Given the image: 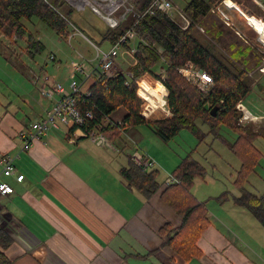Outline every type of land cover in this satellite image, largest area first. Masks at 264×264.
I'll return each instance as SVG.
<instances>
[{
	"label": "crops",
	"instance_id": "crops-1",
	"mask_svg": "<svg viewBox=\"0 0 264 264\" xmlns=\"http://www.w3.org/2000/svg\"><path fill=\"white\" fill-rule=\"evenodd\" d=\"M250 1L254 10L246 7L244 2L242 4L264 21V10L257 2ZM255 16L249 18L264 31V25ZM240 22L249 24L251 29L255 26L247 18ZM262 33L257 37L260 42L264 37ZM137 40L136 35L131 34L128 43L134 47ZM247 49V54L240 60L254 72L259 60L251 48ZM135 61L129 64L134 67ZM160 61L164 64L162 59ZM119 64L134 76L129 64ZM161 68L139 78L134 76L140 87L135 90L138 99L144 93L154 95L159 90L158 81L154 79ZM38 70L46 72L42 67ZM258 76L259 86H252V95H248L246 101L251 112L262 115L264 72ZM130 85L134 86L133 83ZM25 103L30 120L19 118L17 112L8 114L4 109L0 115V156L15 157V175L0 176V181L13 188L10 195L1 199L0 211L6 217L14 218L17 228L20 227V230H14L11 244L3 251L14 264H264V259L255 251L243 249L237 239L230 236L231 228L225 219L212 213H207L209 226L196 243L201 257L183 261L163 245L165 238L159 233L165 224L172 228L181 224L180 217L161 199V189L150 196L143 195L128 186L121 175V170L131 164L130 153L140 147L137 127L121 130V140L117 142L106 136L114 150L96 146L76 132L68 134L54 130L39 139L30 150L23 151L22 132L29 130L33 120L45 118L49 110L47 103L37 99ZM125 115L124 108L114 111L100 123L101 129L107 125L115 126ZM258 131L262 132H255ZM156 171L158 177L161 176L160 170ZM18 175L24 176L22 182L15 181ZM164 178H157L159 185L164 183Z\"/></svg>",
	"mask_w": 264,
	"mask_h": 264
},
{
	"label": "trees",
	"instance_id": "trees-1",
	"mask_svg": "<svg viewBox=\"0 0 264 264\" xmlns=\"http://www.w3.org/2000/svg\"><path fill=\"white\" fill-rule=\"evenodd\" d=\"M220 1L189 0L181 6L194 22L202 25L210 9ZM149 3L150 0H128V4L139 17L130 16L114 30L105 27L99 32L100 39L96 46L107 44L108 48L111 47L131 28L138 40L134 45L137 50L134 56L137 64L130 70L139 78L146 72L153 73L160 66L164 68L170 118L147 122L139 116L136 87L125 86V78L120 75L91 86L90 95L80 97L77 108L82 114H92V119L87 121L88 126L103 123L108 115L124 108L126 115L122 119V127L107 125L100 129V132L113 142L121 140V130L141 125L147 126L164 142L170 141L184 129L199 137L201 131L197 125L205 124L209 128L208 134H201V137L213 135L241 160L238 179L240 182L252 172L261 158L260 152L254 146V140L257 137L264 138L263 131L253 132L250 126L241 127L237 124L239 114L236 112V105L248 97L252 88L245 73L246 65L242 70L240 65L230 59L220 57L201 36L196 35L200 33L193 27L181 30L159 11L154 15H143ZM65 5L68 6L64 0H0V36L7 38L11 44L15 43L16 39L25 38L27 43L20 56L25 54L33 59L34 54L41 53L43 45L33 37L24 23L35 18L57 36L62 35L65 28L70 27L69 24L78 29L76 24L62 13L61 9ZM210 34L214 37L218 35L217 32ZM155 46L163 49L164 64L149 48ZM124 47L131 49L130 43ZM187 62L193 63L212 77L213 84L207 94L199 93L178 74L177 70ZM214 107H217V111L212 113ZM221 127H226L237 135L234 143H229L219 136ZM121 175L128 186L134 187L143 195L150 196L161 189V199L181 219L177 228L165 224L159 229L160 235L165 238L163 245L169 247L185 262L200 258L202 252L196 243L208 228L209 222L206 218L207 210L191 194V188L196 179L204 178L205 169L202 165L188 154L180 160L172 173L179 184L168 187L164 186V183L159 185L156 169L140 171L129 164L128 168L121 170ZM239 188L242 189V186ZM235 203L246 207L264 226V195L242 194L235 198ZM10 244L11 239L6 236L3 228H0V264H14L13 260L3 253Z\"/></svg>",
	"mask_w": 264,
	"mask_h": 264
},
{
	"label": "rangeland",
	"instance_id": "rangeland-1",
	"mask_svg": "<svg viewBox=\"0 0 264 264\" xmlns=\"http://www.w3.org/2000/svg\"><path fill=\"white\" fill-rule=\"evenodd\" d=\"M175 1L179 5H182L189 0ZM238 1L240 2V5L238 4V6H240L245 14L247 13L248 15L251 14V16H253L249 10H246V7H250L251 10H254L250 5L251 1ZM242 2H244L246 7H244ZM260 4L262 10H264L262 7L264 1L260 2ZM61 11L70 21H72V23L76 24L81 33L84 32V34H82L86 39L76 33V35L69 40L67 34L68 32H71L70 27L65 28L62 35L57 36L34 18L31 22L24 24L33 37L42 43L43 50L41 53L34 54V58L30 59L25 54L20 56L27 43L25 38L16 39V42L11 44L7 38L0 36V115L4 110H8V114L17 112L19 118L30 120V116L27 113L28 107H26L27 105L25 102L27 101L31 103L33 99L47 103L48 108L50 109L51 104L49 101L43 99L35 91L29 81L33 75V71L37 70V73H40L38 67L44 68L47 76L54 77L56 82L68 89V66L70 62L80 59V56L87 59L95 58L96 50L92 44L96 46L97 41L100 39L99 32L105 29V24L89 9H85L83 12H78L65 5ZM122 11L123 10H120V12ZM203 21L204 24L198 25L204 29L205 33L201 34L199 32L200 34L196 33V35L201 36V39L210 45L220 57L230 59L236 65H240V68L243 70L245 69V64L241 62L240 58L247 54V48H251L254 57L259 60V64L253 69L260 66L263 56L261 55L260 49L257 48L255 44L245 43L230 30L227 29L226 31V27L223 23L211 12H209L208 16L205 17ZM251 30L256 37L261 36V34H263L262 32H264L256 24ZM215 32L218 33V35L215 34L217 37L210 34ZM72 33L73 32L70 34ZM262 39H264V37ZM258 42L261 45L263 44L260 41ZM97 47L100 49H107L108 45L104 44ZM149 48L153 52L158 49L157 46ZM122 55L124 56L118 58L119 63L124 62L129 64L130 61H132V58L128 57L126 54L122 53ZM49 56H55V61L49 62ZM161 56H163V54ZM248 66L249 65H246V68H248ZM130 67L132 68L133 66L130 65ZM250 71L251 70L248 69L245 70L249 82L251 86L255 85L258 87L260 82L258 75L262 73L257 71L252 76H249L248 73ZM177 72L187 83L194 86L199 93L207 94L209 92H201L194 81H187L181 72L178 70ZM156 79L157 77L155 76L154 80ZM212 84L208 86L209 90ZM253 91L258 92V89L253 88ZM249 95L251 96L252 93ZM247 98L242 101L243 103L245 101L244 105L250 110L248 101H246ZM140 102L139 99V113L142 112ZM237 124L241 127L250 126L253 132L257 130L264 132L263 124L240 123L239 121H237ZM197 126L201 131L199 137L184 129L178 132V134L168 142H164L148 127L139 126L136 128L140 136L138 141L140 147L138 148L141 152H144L145 154L148 153L155 159V169L160 170L161 172V176L159 175L158 179L165 177L163 182L167 177L171 176V171L176 164L190 154L191 157L199 162L205 169L204 178L196 179L194 181L191 194H193V196L204 205L207 213L215 214L217 217L226 220V224L231 228L229 233L230 236L234 238V240L237 239L240 247L247 251L249 249L253 250L257 255L264 259V226L246 207L235 204V198L242 194H253L257 196L264 195V138L257 137L253 142L255 148L261 154L260 160L257 161L252 172L238 182L239 172L242 166L241 160L213 135L201 137V134H208L209 128L207 125L198 124ZM57 131H64V129ZM218 133L219 136L223 137L229 143H234L237 139V135L226 127H221ZM200 137L202 139H200ZM239 186H242V189H240ZM1 202L2 200L0 203ZM0 221V228H3L6 236L11 239L9 236L11 231L7 223V218L2 217ZM254 257L256 258L255 255Z\"/></svg>",
	"mask_w": 264,
	"mask_h": 264
},
{
	"label": "built area",
	"instance_id": "built-area-1",
	"mask_svg": "<svg viewBox=\"0 0 264 264\" xmlns=\"http://www.w3.org/2000/svg\"><path fill=\"white\" fill-rule=\"evenodd\" d=\"M64 1L68 6L78 12L89 9L109 30L117 29L132 15L137 18L139 17L134 13L133 7L128 4V0ZM254 1L260 4L259 0ZM262 7L264 8V5ZM120 10L123 11L120 12ZM158 11L165 14L181 30H187L193 27L201 34L205 33L204 29L194 22L184 12L182 6L175 0H150L149 6L143 15H154ZM210 12L216 15L223 25L229 28L243 42L255 44V46L260 49L261 55L263 56L262 62L258 68L254 69V72L250 71L248 75L252 76L257 71L261 73L264 72V46L258 42L249 24L240 23L242 18L251 17V14H245L240 6L232 0H221L210 9ZM258 19L264 25L262 19ZM69 25L72 29L71 32H73L67 35L69 40L76 35V33L86 39L77 28L71 24ZM131 34L134 35L135 33L130 28L126 30L124 35L115 44L107 49H100L91 43L96 50V56L93 59L80 56V59L70 62L68 66V89L56 82L54 77L47 76L45 72H40L39 74L33 73L32 77L29 79L31 84L43 99L49 101L51 107L45 118L32 122L29 126V130L22 132L21 136L24 138L22 144L23 151L30 150L32 146L39 139L46 136L49 131L61 129H64L68 134L76 132L82 138L88 139L89 142L96 146L114 150L108 138L100 132V124L93 126L87 125V121L92 119V114L90 112L82 114L77 108V103L80 97H88L90 95L89 89L91 86L99 82H107L119 75L125 78V86L133 83L137 90L140 89V87L137 86V81L133 74L123 70L118 62V58L124 56L122 55V53H124L136 63L134 57L137 53L136 48L131 47V49H126L124 47V45L128 43ZM154 53L165 63V60L161 56L163 54V49L158 47ZM48 61L54 62L55 56H49ZM178 71L183 74L187 81H194L201 92L207 93L209 91L208 86L212 84V77L204 70L198 68L191 62H187L184 67L178 69ZM156 77L160 86L159 90L154 95H146L145 93L140 95V106L142 109L140 116L147 122L156 119H167L171 116L167 106L168 91L165 87L166 73L164 68L158 71ZM161 91L165 92L166 101L164 109L159 110L157 114H155V104H152V100ZM236 109L239 114L238 121L240 123L246 122L264 125V114L258 115L251 112L244 105L243 101L237 103ZM114 125L122 127L123 123L122 121H117ZM14 158L15 157L11 156H0V176L12 177L15 175V167L13 165ZM129 161L140 171L154 169L156 166L155 160L144 152H141L138 147L129 155ZM23 177V175H18L15 177V181L22 182ZM176 184H179V182L173 176L167 177L164 181V186L166 187ZM12 192V186L0 181V200L7 197ZM2 217L6 216L3 211H0V220ZM6 218L11 231L9 236L12 238L14 237V230H20V227L17 228V222L14 218ZM16 241H18V239H16Z\"/></svg>",
	"mask_w": 264,
	"mask_h": 264
},
{
	"label": "bare ground",
	"instance_id": "bare-ground-1",
	"mask_svg": "<svg viewBox=\"0 0 264 264\" xmlns=\"http://www.w3.org/2000/svg\"><path fill=\"white\" fill-rule=\"evenodd\" d=\"M246 18L253 22V20H252L251 18H249V17H246ZM246 18H245V19H246ZM240 23H241V22H240ZM253 23H254V22H253ZM241 24H242V23H241ZM254 25H255V23H254ZM261 39H262V38H261ZM261 41H262V43H263L262 46H264V39H262ZM165 101H166V99H165V92H164V91L159 92V93L155 96V98L152 100V104H155V110H154V113H155V114H157V112H158L159 110L164 109Z\"/></svg>",
	"mask_w": 264,
	"mask_h": 264
},
{
	"label": "water",
	"instance_id": "water-1",
	"mask_svg": "<svg viewBox=\"0 0 264 264\" xmlns=\"http://www.w3.org/2000/svg\"><path fill=\"white\" fill-rule=\"evenodd\" d=\"M216 111H217V107H214L211 112L215 113Z\"/></svg>",
	"mask_w": 264,
	"mask_h": 264
}]
</instances>
